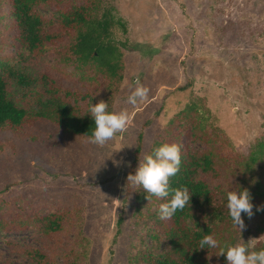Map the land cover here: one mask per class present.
<instances>
[{
    "label": "rangeland",
    "instance_id": "1",
    "mask_svg": "<svg viewBox=\"0 0 264 264\" xmlns=\"http://www.w3.org/2000/svg\"><path fill=\"white\" fill-rule=\"evenodd\" d=\"M85 1L56 2L66 8ZM38 10L55 19L52 5ZM106 10L115 19L111 40L126 63L113 111L129 113L127 127L103 146L51 132L49 125L0 132V221L9 224L0 230V264H38L31 250L44 253L45 264H128L139 252L163 250L164 241L151 240L156 224L147 210L135 213L140 188H125L126 177L139 135L142 159L191 102L205 101L211 113L205 125L216 134L223 175L214 183H225L227 175L232 189L249 191L254 212L264 204V0H103L99 15ZM12 23L3 6L1 62L34 76L47 74L72 92L100 85L98 78L83 79L67 61L69 36L41 54L19 56L7 47ZM48 30L58 33L60 26ZM137 82L149 91L132 105L127 97ZM9 91L15 99L20 94L14 82ZM52 213L63 215L62 229L44 234L32 222ZM242 218L245 228L237 229L234 245L264 248V215ZM210 262L221 259L214 254Z\"/></svg>",
    "mask_w": 264,
    "mask_h": 264
},
{
    "label": "trees",
    "instance_id": "2",
    "mask_svg": "<svg viewBox=\"0 0 264 264\" xmlns=\"http://www.w3.org/2000/svg\"><path fill=\"white\" fill-rule=\"evenodd\" d=\"M56 1L62 0H0V13L3 6H8L13 20V34L7 47L15 49L21 57L24 52L35 56L41 54L46 45L69 36L67 61L81 71L83 79L98 78L100 85L85 92H72L62 89L47 74L34 76L17 70L7 61H0V132L40 125L49 129V125L51 132L89 139L94 128V121L88 114L89 106L104 100L108 103V110L113 111L126 63L121 47L110 37L109 30L115 22L112 13L106 10L99 15L103 0H86L80 5L72 3L66 8L59 7ZM42 4L55 8L54 20L39 12L38 7ZM56 22L60 30L51 33L48 27ZM9 82L18 87L20 94L16 99L10 94ZM210 115L205 101L191 102L170 121L164 134L156 137L152 148L161 142L180 146V168L169 178V184L171 188L186 187L192 195L190 204L183 210H178L170 219L161 220L158 208L165 200L155 196L147 200L144 190L137 191L135 213L141 216L142 208L147 210V215L156 224V230L150 234L151 240L155 245L164 241L165 247L158 253L148 250L130 256L128 264H213L210 258L214 254L219 255L220 264H226L225 255L219 253L221 249L234 245L237 228L232 225L226 208L225 192L232 190L229 177L225 175V183H214L223 175L222 165L216 160L213 140L216 134L205 125ZM142 141L143 135L140 134L130 173L138 165ZM196 144L202 148H196ZM254 213L264 215V211ZM32 223L44 234H55L62 229L63 215L39 216ZM8 226L0 221V230ZM205 234H212L219 247L199 248L198 242ZM27 253L38 264H45L46 255L41 251Z\"/></svg>",
    "mask_w": 264,
    "mask_h": 264
},
{
    "label": "clouds",
    "instance_id": "3",
    "mask_svg": "<svg viewBox=\"0 0 264 264\" xmlns=\"http://www.w3.org/2000/svg\"><path fill=\"white\" fill-rule=\"evenodd\" d=\"M148 88L139 84L127 97V102L136 105L146 100ZM94 128L91 129L89 140L103 146L113 136L122 132L130 119L126 110L109 111L108 103L100 100L91 104L88 109ZM180 146L176 143L161 142L153 147L151 152L139 157L138 165L133 173L126 177V187L140 188L146 193V199L151 196L164 199L159 204L158 216L161 220L170 219L178 210H183L190 204L191 193L186 187L171 188L169 178L180 168ZM171 194V195H170ZM170 197V198H169ZM226 208L232 225L240 232L245 228L241 213L251 218L254 215L252 198L246 188H233L225 192ZM257 212L264 211V204L257 205ZM199 248L214 249L219 247L218 240L212 234H205L198 242ZM219 254L225 255L226 264H264V248L253 250L245 244H235L221 249Z\"/></svg>",
    "mask_w": 264,
    "mask_h": 264
}]
</instances>
